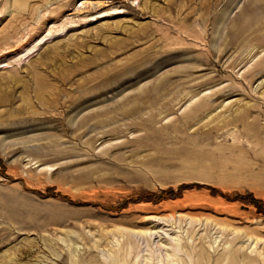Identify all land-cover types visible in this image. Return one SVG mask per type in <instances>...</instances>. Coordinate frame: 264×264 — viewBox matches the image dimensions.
Returning a JSON list of instances; mask_svg holds the SVG:
<instances>
[{"label":"rangeland","instance_id":"obj_1","mask_svg":"<svg viewBox=\"0 0 264 264\" xmlns=\"http://www.w3.org/2000/svg\"><path fill=\"white\" fill-rule=\"evenodd\" d=\"M116 255L264 264V0H0V264Z\"/></svg>","mask_w":264,"mask_h":264},{"label":"bare ground","instance_id":"obj_2","mask_svg":"<svg viewBox=\"0 0 264 264\" xmlns=\"http://www.w3.org/2000/svg\"><path fill=\"white\" fill-rule=\"evenodd\" d=\"M253 21L252 18H247L245 20H240V22L242 23L241 25V28L240 29H246L248 28L249 24H251V22ZM162 90V88L160 87V84L156 85L153 89H152V92H155V93H159L160 91ZM139 103H138V100L134 99V100H129L128 102H126L125 104L122 105V108H121V113L122 114H128V113H132V114H135L138 112V109L139 108ZM110 112V111H109ZM107 114V113H105ZM110 117L111 116H107V117H104L106 120H110ZM112 118V117H111ZM116 119V118H115ZM104 121V120H103ZM120 256L119 255H116L114 257V261H110L109 264H118ZM121 259V258H120ZM121 263V262H120ZM119 263V264H120ZM81 264H84V263H81Z\"/></svg>","mask_w":264,"mask_h":264}]
</instances>
